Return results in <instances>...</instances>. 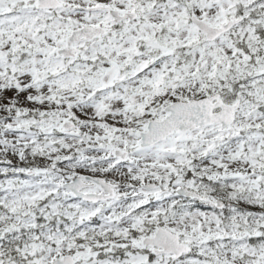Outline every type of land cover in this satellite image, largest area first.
Masks as SVG:
<instances>
[{
    "label": "snow or ice",
    "instance_id": "obj_1",
    "mask_svg": "<svg viewBox=\"0 0 264 264\" xmlns=\"http://www.w3.org/2000/svg\"><path fill=\"white\" fill-rule=\"evenodd\" d=\"M0 264H264V0H0Z\"/></svg>",
    "mask_w": 264,
    "mask_h": 264
}]
</instances>
